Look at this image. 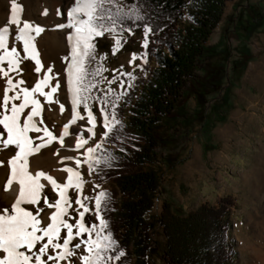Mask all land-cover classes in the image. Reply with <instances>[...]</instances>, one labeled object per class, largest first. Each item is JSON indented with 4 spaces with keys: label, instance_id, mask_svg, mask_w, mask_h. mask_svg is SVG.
Returning a JSON list of instances; mask_svg holds the SVG:
<instances>
[{
    "label": "snow or ice",
    "instance_id": "1",
    "mask_svg": "<svg viewBox=\"0 0 264 264\" xmlns=\"http://www.w3.org/2000/svg\"><path fill=\"white\" fill-rule=\"evenodd\" d=\"M20 11L21 5L12 0V14L7 25L17 26L15 40L22 42L23 56L16 46L9 48L10 28L0 27V132L6 133V138L0 136V150L14 153L6 162L0 160V168L6 172V183L0 185V191L7 198V204L0 205V264H119L126 252L119 248L114 235L108 230L109 222L102 215L107 210L110 194L99 191L91 197L82 195L85 184L91 182L85 180L80 169L86 165L88 174L92 175L95 166L113 158L111 155L102 159L97 157L102 143L90 146L85 136L94 135L99 126L102 128V140L109 138L121 123L117 114L118 102H127L125 97L135 86L137 77L134 71H123V66L112 69L111 78L106 77L104 73L109 71L104 66L107 55L97 54L98 44L105 36H116L111 46L115 55L126 43L124 33L131 36L137 28H142L141 52H133L128 61L129 67L135 69L141 67L135 64L137 59L146 63L147 53L144 50L149 47L150 37L163 29L153 30L139 4L126 7L119 0H75L67 9L68 23L57 25L71 30L67 37L71 51L63 58L67 64V92L65 103H60L63 76L59 79L54 77L52 67L41 73L43 65L36 50L35 37L45 29L33 27L27 21L20 27ZM24 59L35 61V73L42 74V79L36 80L34 86L30 83L31 76L26 82L12 75L20 74L19 65ZM117 82L123 90L113 98L112 85ZM101 84L108 87L101 89ZM93 91L101 94L93 96ZM54 94L56 99H53ZM38 97L48 105L59 104L61 114H64L70 97L71 119L63 125L59 136L43 126L42 101ZM97 100L99 113L94 115L93 107ZM90 101L93 103L90 104ZM80 107L86 113L88 125L84 135H78L75 141L74 150L80 152L81 157H60L59 150L53 153L61 164L74 161V167L60 169L67 174V180L58 183L45 171L33 169L30 157L42 155V150L54 142L64 149L69 126L85 120V116L78 111ZM30 134H35V137ZM48 185L58 197L54 202L46 195ZM92 187L98 189L100 185L93 184ZM69 190L77 192L74 202ZM93 200L91 207L84 203ZM86 214L94 216L98 223L86 224ZM224 238L222 232L212 233L211 243L205 250H217Z\"/></svg>",
    "mask_w": 264,
    "mask_h": 264
},
{
    "label": "trees",
    "instance_id": "2",
    "mask_svg": "<svg viewBox=\"0 0 264 264\" xmlns=\"http://www.w3.org/2000/svg\"><path fill=\"white\" fill-rule=\"evenodd\" d=\"M229 1L233 0H119L126 7L139 4L153 30L163 29L150 37L144 50L146 63L131 70L137 79L125 97L127 102H118L121 123L97 152L101 159L105 155L113 158L93 171L97 183L107 185L102 191L110 194L102 215L119 248L126 252L119 264H148L152 225L146 215L160 188L156 150L162 145L163 119L174 115L186 90L204 108L210 95L219 94L225 86L228 64L238 73L249 62L247 44L264 26V0H236L234 14L224 18ZM222 21L220 38L213 51L206 53V45ZM134 34L141 44L142 28ZM230 38L237 42L235 48L229 44ZM222 58H230L225 67ZM123 79L127 84V78ZM93 93L100 95L99 91ZM232 205L227 195L217 206L204 202L179 214L170 202L163 201L158 220L165 240L163 264H232L227 234ZM214 232H222L225 238L217 250L206 251Z\"/></svg>",
    "mask_w": 264,
    "mask_h": 264
},
{
    "label": "rangeland",
    "instance_id": "3",
    "mask_svg": "<svg viewBox=\"0 0 264 264\" xmlns=\"http://www.w3.org/2000/svg\"><path fill=\"white\" fill-rule=\"evenodd\" d=\"M260 1L262 2V0ZM16 2L21 5V11L18 13L21 19L20 27L25 21L31 23L33 27H41L42 20L51 14L54 2L63 8L64 5H71L75 0H16ZM11 3L12 0H0V27L8 26L10 28L9 48L16 46L18 53L23 56V44L15 40L17 26L7 25L12 14L10 12ZM232 4L233 1L227 2L225 14H234L233 8L231 9ZM219 28H221L220 25L214 30L206 45V53L213 51L212 46L217 43L219 38ZM116 38L112 35L105 36L98 44L97 54L107 55L104 66L109 71L104 75L108 78L112 77V69H121V66H123V71H131L133 68L128 64L131 54L141 52L139 37H136L135 34L129 36L124 33L126 43L117 54L113 55L111 46ZM65 42H69L66 35ZM35 43L43 65L41 47L39 46L38 49L37 42ZM229 44H232L233 48L237 46L234 39H230ZM247 48L250 59L245 65L244 71L239 70L236 73L228 64L227 77L223 81L226 83L225 86L219 94L210 95L211 99L204 108L200 109L191 92L186 90L184 100L174 115L163 119L162 145L156 150L159 158L157 168L160 175V188L155 195L151 211L146 215L152 225V245L148 264H163L161 253L165 240L158 224L163 201L170 202L176 213L185 214L204 202L217 206L219 199L227 195L233 200V205L229 210L227 232L233 252L232 264L251 263L250 250L244 246L243 239L249 235V228L253 226L251 223L255 222L256 217L264 216V26L250 39ZM233 50L235 51V49ZM45 51L47 52V50ZM229 59H221L224 67ZM60 63L64 72V89L67 91L65 71L67 64L62 61ZM144 63L141 59L135 61V64L140 66ZM4 67L6 69V62ZM19 69V75L12 74L14 78L25 79L27 82L31 76L32 86L35 85L36 80L42 79V74L38 76L35 73V61L33 62V60L24 59L19 65ZM41 73H43V69ZM200 74L205 73L201 71ZM0 78H2V74H0ZM99 87L106 89L108 86L101 84ZM112 87L114 89L113 98L123 90L119 87L118 82ZM92 94L95 96L94 93ZM1 100L2 96H0ZM92 103L90 101V104ZM80 111L85 116V120L80 121L76 125V129L70 131L69 135L65 137L66 148L61 150V155H75L76 138L78 135H84L88 127L86 113L83 112L82 107H80ZM93 111L94 115H98L99 100L95 101ZM199 111L201 113H198ZM43 119V126L49 127L53 133H56L55 129L61 126L59 118L52 113L44 114ZM101 132L102 128L98 126L94 130V135L85 136L86 139H89L90 146H94L96 143L103 145L104 139L101 138ZM5 135L6 133L0 132V136L4 137ZM57 146V142H54L42 150L41 156L51 153ZM65 162L70 163V161ZM82 172L85 173V180L91 182L85 184L82 195L91 197L107 186L98 184L94 174H88L87 166L82 168ZM93 184L100 185V188L94 189ZM46 195L51 202L58 198L49 186ZM76 196L77 192L70 193L73 202ZM84 203L91 207L94 200L84 201ZM3 204L7 203L0 195V205ZM92 223L98 222L95 221L94 216L86 214V224ZM130 264H133V261Z\"/></svg>",
    "mask_w": 264,
    "mask_h": 264
},
{
    "label": "bare ground",
    "instance_id": "4",
    "mask_svg": "<svg viewBox=\"0 0 264 264\" xmlns=\"http://www.w3.org/2000/svg\"><path fill=\"white\" fill-rule=\"evenodd\" d=\"M72 4H74V3H72ZM72 4L71 5L66 4L63 6V8H61V7H59L58 3L54 2L53 7L50 11L51 14H49V16L44 18L41 22V27L44 28L45 31L42 32L39 36L35 37V42H37L38 49L40 46L41 50H42V56H43V60H44L43 68H42L43 72L47 71L48 67H52L54 69V72L52 73V75L54 77H56L57 79H59L64 74V72L61 69L62 66H61L60 62L61 61L65 62L63 58L66 55H68L69 50H71V44L69 42L68 43L65 42V35L68 37V35L71 34V30L59 28V27H57V25L68 23V18H67L66 13H67V9L70 6H72ZM34 9H35V7H34ZM10 12H11V8H10ZM36 24H38V23H36ZM33 35H35V33H33ZM12 42H13V40H12ZM45 50H47V52ZM44 51H45V53H44ZM38 76H39V74H38ZM50 83H52V81H50ZM63 85H64V78H63ZM64 88L65 87H63L61 90H59L60 103H65L67 91H65ZM48 90H50V89H48ZM38 98L41 99V101H42V118H43L44 114H46V113H47V115L52 113L57 118H59L61 126L58 127L57 129H55L56 133H53L54 135L59 136L60 132L63 131V125L71 119L70 97L68 98L67 103L65 104V112H64V114H61V115H60V111H59V104L48 105L47 102L43 100V98H40V97H38ZM53 99H56V94H54ZM78 111L82 115L80 108H78ZM79 122L80 121H77V123L75 125H70L69 126V132L74 131L76 129V125ZM30 135L35 137V134H30ZM40 135L42 136L43 133H41ZM3 138H6V135ZM57 144H58L57 148L45 156L36 155V156H34V158L30 157V164L33 167V169L43 170L46 172V174L52 175L53 178L56 179L58 183H64L67 180V174L60 171V169H62L65 166L74 167V161H70V163L64 162L63 164L59 163L58 158L56 156H54L53 153H55L59 150V154H60L61 150H63V149L60 148V144L58 142H57ZM65 148H66V145H65ZM12 154H14V153L9 154V153H6V152L0 150V160H4L6 162L7 159H9ZM74 154L75 155L73 157H81L80 152L76 151V153H74ZM60 157H65V155L60 154ZM37 165H39L38 168L36 167ZM85 166L86 165H84L83 167H85ZM82 168L80 169L81 172H82ZM82 175L84 176L85 173L82 172ZM84 178H85V176H84ZM42 182H44V181H42ZM3 183H6V172L4 169L0 168V185H2ZM44 183H47V182H44ZM48 186L51 188L50 185H48ZM72 192H76V191L75 190H69V194ZM0 195L7 203V198L5 196V193L3 191H0ZM251 220H252V218H251ZM251 224L253 226L251 228H249L250 233L245 239H243V244L246 248H248L250 250V252H249L250 253L249 255L251 257V263L250 264H264V216H261V217L257 216L255 219V222L251 223Z\"/></svg>",
    "mask_w": 264,
    "mask_h": 264
},
{
    "label": "crops",
    "instance_id": "5",
    "mask_svg": "<svg viewBox=\"0 0 264 264\" xmlns=\"http://www.w3.org/2000/svg\"><path fill=\"white\" fill-rule=\"evenodd\" d=\"M235 5H236V0H233V4L231 5V9L232 8H234L235 7ZM229 14H225L224 13V18L226 17V16H228ZM224 22L222 21L219 25H220V27L222 26V24H223ZM219 29H221V28H219ZM220 33H221V30L219 31ZM220 33H219V38H220ZM219 38H218V40H219ZM230 39H233V38H230Z\"/></svg>",
    "mask_w": 264,
    "mask_h": 264
}]
</instances>
